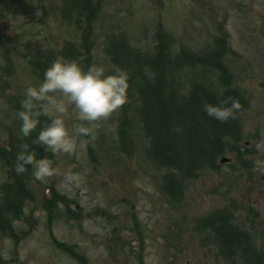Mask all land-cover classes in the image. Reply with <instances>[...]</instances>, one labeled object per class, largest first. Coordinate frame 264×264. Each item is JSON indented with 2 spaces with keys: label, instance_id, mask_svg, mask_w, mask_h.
Masks as SVG:
<instances>
[{
  "label": "rangeland",
  "instance_id": "obj_1",
  "mask_svg": "<svg viewBox=\"0 0 264 264\" xmlns=\"http://www.w3.org/2000/svg\"><path fill=\"white\" fill-rule=\"evenodd\" d=\"M92 8L98 13L90 24ZM112 37L152 53L155 41H166L162 48L172 57L181 46L192 53L223 38L221 51L206 61L212 64L167 70L178 95L226 93L239 100L236 134L213 169L175 177L180 191L170 195L164 185L171 170L153 161L139 117L141 80L134 70L127 104L94 143L76 136L75 156H43L62 173H78L79 187L62 178L41 184L30 167L29 178L21 176L22 213L10 217L3 190L13 179L3 153L31 140L17 118L25 89L38 86L42 68L57 57L77 59L75 44L86 55L77 59L85 70L95 63L111 72ZM78 123L70 108L73 135ZM224 157L230 162L221 163ZM0 214V264H245L238 256L264 264V0H85L83 7L70 0H0Z\"/></svg>",
  "mask_w": 264,
  "mask_h": 264
},
{
  "label": "trees",
  "instance_id": "obj_2",
  "mask_svg": "<svg viewBox=\"0 0 264 264\" xmlns=\"http://www.w3.org/2000/svg\"><path fill=\"white\" fill-rule=\"evenodd\" d=\"M84 2L85 0H75L73 5L78 3L79 7H83ZM85 5H88V3ZM91 10H93V16L89 18L90 24L97 19L98 13L96 8ZM78 20H76L77 25ZM222 42L223 40H216L217 47L214 49H202L192 53L187 52L181 46L180 50L175 53V57H172L170 49L165 48V51L162 48L166 41H155L154 53H152L150 50L145 51L139 46H131L132 44L130 45L125 37L118 40L114 37L109 39L108 52L113 58L114 65L126 69L131 75L134 70L140 74L137 75V80H141L137 86V92L141 99V107L138 111L139 117L149 138L150 149L153 150V161L163 164L171 170L164 185L166 190L168 188L167 192L170 195L175 191H180L179 187H176L177 182L172 185L173 179L191 178L202 170L213 169L218 157L225 152L223 149L225 143L237 132L236 119L242 108L240 107L235 112L234 119H230L227 123L221 124L214 119H210L205 115L202 104L211 103L225 107L223 100L230 96L225 93L222 97H217L213 92L198 96L190 93L188 98L178 95L174 80L170 79L173 74L169 76L167 68L171 66L178 68L184 63L190 67L199 64H212L207 63L210 58L209 55L212 53L217 55L222 49ZM89 49L91 48L89 47ZM80 53L83 52L78 50L75 44L71 57L75 56L80 60L86 57V55ZM39 65H42V63ZM145 67L151 70L150 75L143 72L142 69ZM46 69L47 67L44 65L42 72H45ZM43 122L44 120H42ZM38 132L39 128L31 134V140L24 141V143L30 145L31 150L36 151L37 159L47 154L42 146L35 143ZM10 148L8 153H3V158L6 159L7 167L10 168L8 174L13 179V185L8 190L6 189L9 185H6L3 190L4 206L8 209L10 217H18L22 213L18 207L20 205L19 198L24 196V193H21L22 191L26 192L23 185H21L22 180L29 178L31 166H27L25 173L17 174L14 165L19 150L13 146ZM169 179L172 180L171 187H169ZM177 196L182 198L181 195L177 194ZM1 215L0 217H3Z\"/></svg>",
  "mask_w": 264,
  "mask_h": 264
},
{
  "label": "clouds",
  "instance_id": "obj_3",
  "mask_svg": "<svg viewBox=\"0 0 264 264\" xmlns=\"http://www.w3.org/2000/svg\"><path fill=\"white\" fill-rule=\"evenodd\" d=\"M129 79V72L119 66L107 72L102 65L94 63L85 70L77 59L57 57L46 69L43 81L25 89L21 110L17 112L20 132L27 138L39 128L35 143L46 153L75 156L76 136L88 138L82 143H94L103 124L127 104ZM223 104L226 106L203 103L202 108L207 117L224 124L234 119L241 106L239 100L232 97L224 99ZM70 108H74L79 121L75 135L66 125ZM42 117L45 118L43 123ZM27 166H31L32 176L41 184H47L52 178H62L66 184L79 187L82 180L78 173H62L47 156L37 159L36 151L23 143L19 146L14 168L17 174H23Z\"/></svg>",
  "mask_w": 264,
  "mask_h": 264
},
{
  "label": "water",
  "instance_id": "obj_4",
  "mask_svg": "<svg viewBox=\"0 0 264 264\" xmlns=\"http://www.w3.org/2000/svg\"><path fill=\"white\" fill-rule=\"evenodd\" d=\"M229 161V159H227V158H224V159H222V163H225V162H228Z\"/></svg>",
  "mask_w": 264,
  "mask_h": 264
},
{
  "label": "flooded vegetation",
  "instance_id": "obj_5",
  "mask_svg": "<svg viewBox=\"0 0 264 264\" xmlns=\"http://www.w3.org/2000/svg\"><path fill=\"white\" fill-rule=\"evenodd\" d=\"M237 258H242V259H244V257H237ZM237 258H236V259H237ZM246 263L248 264V262H246Z\"/></svg>",
  "mask_w": 264,
  "mask_h": 264
}]
</instances>
